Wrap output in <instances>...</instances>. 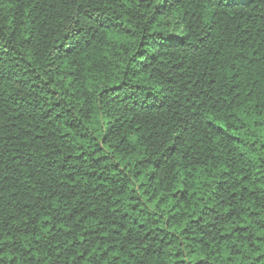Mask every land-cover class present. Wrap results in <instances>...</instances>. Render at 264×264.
<instances>
[{
    "label": "trees",
    "instance_id": "trees-1",
    "mask_svg": "<svg viewBox=\"0 0 264 264\" xmlns=\"http://www.w3.org/2000/svg\"><path fill=\"white\" fill-rule=\"evenodd\" d=\"M0 264H264V0H0Z\"/></svg>",
    "mask_w": 264,
    "mask_h": 264
}]
</instances>
